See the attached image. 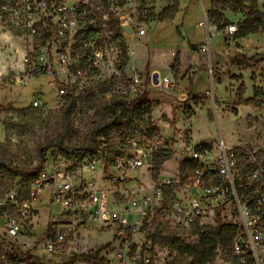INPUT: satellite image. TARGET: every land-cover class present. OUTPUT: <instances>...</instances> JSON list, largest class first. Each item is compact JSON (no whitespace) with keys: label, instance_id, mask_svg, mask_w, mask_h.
Masks as SVG:
<instances>
[{"label":"rangeland","instance_id":"374dc122","mask_svg":"<svg viewBox=\"0 0 264 264\" xmlns=\"http://www.w3.org/2000/svg\"><path fill=\"white\" fill-rule=\"evenodd\" d=\"M256 1L258 9L264 12V0ZM210 3L211 0H198L196 4H192L191 0H118L113 15L130 16L136 27L145 28L147 31L142 37H127L129 46L135 50L129 64L135 67L160 68L159 70L167 75L169 70L166 67L176 59L179 68L178 79L181 83L183 75L190 76L197 66L190 65L183 71L181 55L175 48L181 47L187 54L191 53L186 57V62L194 61L195 57L196 60L205 58L204 66L208 64L205 61L207 52L193 50L192 47L199 42L208 44L209 33L215 45L220 43L225 49L237 46L240 48L241 43L232 38V45H228L226 28L218 29L219 33L208 31L204 10L209 8ZM99 5V0L92 1L93 8L96 9ZM248 6H251V3H248ZM248 12L246 10L236 13L226 10L224 20L237 25ZM207 20L209 26L214 24L208 15ZM248 40L250 44L259 47L257 51L253 50L249 57L264 55V29L251 33ZM40 45L39 38L33 48L25 33L0 28L1 164L7 160H16L22 168L31 170L43 163V178L49 179L51 176L57 184L61 182V175L70 173L74 184L87 181L89 190H107L109 197L114 201L115 210L129 213L133 208L129 207L130 200L126 196H133L137 191H142V196L153 197L151 180L156 178L155 173L174 169L177 162L183 160L182 146L186 144L208 145L214 155L220 154V147L224 142L235 148L246 147L252 152L257 150V155L264 159V61L256 67L242 68L228 67L226 61L221 60L213 66V89V74L207 71L209 67H198L193 78V93L204 95L211 89V92L217 91L216 96L206 94L197 97L190 94L177 105L153 104L152 122L166 140L171 154L166 156L165 152L159 153L153 174L144 168L124 170L121 171L119 182L115 163L116 149L121 140L112 134L115 127L112 125L107 129L110 137L103 152L90 146L94 143L93 129L112 121L108 89L103 83L97 84L96 88H74L70 85L69 95L60 100L56 97L57 80L51 74V68L48 67L45 72L40 73L28 72L29 64L46 60V53ZM240 50L241 48L237 52L235 49L234 52L246 54ZM216 53L222 56V52L217 50L213 53L214 56ZM107 72L105 74H110L109 70ZM180 85L178 91L183 89ZM257 89L260 90V96L255 103L236 104L239 98H253ZM155 96L160 100L171 101L165 94ZM66 106H70V120L65 117ZM190 112L192 122L189 126L184 122V118ZM78 124L84 127V133L77 128ZM61 138H64L65 145L71 149V157L67 159L59 148H52L42 159L40 148ZM93 156L105 157L110 164L104 169L99 165L96 170H92L89 163ZM248 160L249 158L244 159L241 165L244 166ZM8 185L0 181V198L5 197ZM19 185L24 190L28 187L27 182ZM117 185L118 190L115 189ZM184 192L183 187L166 188L163 190V200L154 198L156 205L152 204L153 209L145 221L147 238L151 242L149 247H134L135 237L126 235L118 224L111 223L100 227L92 222L83 223L81 215L77 212L59 215L60 206L51 205L47 190L42 194L41 212L36 218L34 233L41 238L47 226L56 224L63 232L68 233L67 241L71 255L75 257L99 251L100 256L109 264H119L120 259L134 264L137 260L134 256L136 250L151 256L152 264H191L192 258L180 255L168 244V240L175 236L184 238L191 244L198 243L195 233V226L198 224L179 222L176 218V202L180 201L182 206L189 203L190 196H185ZM162 201L165 206L163 210ZM167 201L168 206L165 204ZM235 208V204L229 201L226 207L211 209L205 219L206 224L199 225L206 229L214 228L219 218L225 223L235 222L238 220ZM144 239L143 235L141 240ZM73 264L87 263L74 258ZM215 264H234L232 254L219 248Z\"/></svg>","mask_w":264,"mask_h":264},{"label":"built area","instance_id":"2783aa9c","mask_svg":"<svg viewBox=\"0 0 264 264\" xmlns=\"http://www.w3.org/2000/svg\"><path fill=\"white\" fill-rule=\"evenodd\" d=\"M92 1L0 0V28L25 33L33 48L37 39L41 40L46 60L29 64L28 72L40 73L51 68L57 80L56 97L60 100L69 95L70 85L96 88L99 83L104 84L111 98L122 101H132L141 94H146L149 100L156 94L176 99L174 92L179 87L176 59L166 67L167 75L159 68L131 66L129 61L135 50L129 46L127 37H142L147 34L146 29L136 27L130 16L113 15L118 0H99L96 9ZM124 26L132 31L128 32ZM236 31V24L226 27L228 38ZM200 50L207 52L209 49L203 45ZM208 67L213 74V66ZM107 70L110 74H105ZM208 95L214 97L215 93L209 90ZM184 122L191 125V112ZM113 127L112 134L121 140L115 163L119 182L124 170L144 168L153 174L159 153L170 149L156 130L151 114L143 113L130 121L123 119L120 125ZM77 128L85 132L80 124ZM109 137H98V151L105 150ZM220 149V154L212 155L208 145L182 146L183 160L172 170L155 173L156 178L151 180L153 197L142 196V191L126 196L130 200L129 207L133 208L129 213L138 215L134 220L129 219L128 212L115 210L107 190H89L87 181L76 185L70 173L61 175V182L57 184L51 176L44 179L42 172L35 178L20 173L35 170L38 165L26 170L16 160L3 162L0 181L8 183L9 189L5 197L0 198V264H73L75 257L70 254L68 233L62 228L51 224L41 238L34 233L42 194L46 190L51 205L60 206L59 215L77 212L83 223L92 222L100 227L118 224L126 235L135 237L133 246L139 247L151 243L145 221L153 209L152 204L156 205L154 198L163 200V190L174 187H183L184 195L190 196L188 205L176 202L179 222L205 225L209 210L233 202L238 220L227 223L238 225L232 244L234 264H264V159L257 155V150L252 152L246 147L235 148L223 142ZM247 158L249 160L242 166ZM89 164L92 170L99 165L104 169L110 161L93 156ZM22 182L28 183L25 190L19 185ZM118 188L117 185L115 189ZM162 204L163 210L164 202ZM165 204L168 206V201ZM134 253L137 259L134 264H152L148 254L139 250ZM120 263L128 264L124 259H120Z\"/></svg>","mask_w":264,"mask_h":264},{"label":"trees","instance_id":"16d2710c","mask_svg":"<svg viewBox=\"0 0 264 264\" xmlns=\"http://www.w3.org/2000/svg\"><path fill=\"white\" fill-rule=\"evenodd\" d=\"M197 1L198 0H191V3L196 4ZM248 3H251V6H248ZM226 10H232L236 13L246 10L249 11L246 17L237 23V31L234 34L235 37H246L251 33H256L264 29V12L258 9L256 0H212V7L206 9V12L209 20L212 21L219 30H224L229 25V23L224 20V11ZM263 61L264 55L262 54L249 57L246 54L238 53L230 60L227 66L251 68L258 66ZM259 96L260 90L257 89L253 98H239L236 104L251 105L258 100ZM65 109H67L65 117L67 120H70V106H66ZM109 110L113 113L111 115L112 119L116 114H120L123 119L130 121L133 117H139L143 113H150L152 115L153 105L146 97V94H141L132 101H122L111 98ZM111 127L112 125L110 122L105 125L96 126L93 129L94 143L90 146L98 149V137L109 135L107 129ZM52 148H59L63 156L67 159L72 155L71 149L65 145L64 138H61L57 141H50L42 146L40 148L41 158L44 159L47 151ZM164 152L166 156L171 154V150H163V153ZM184 164H186V162H184ZM43 167V163H39L35 170L20 173L24 177L35 178L42 172ZM195 233L198 236L197 244H191L184 238L178 236L170 238L168 244L180 255L192 258L191 264H215L219 248H223L225 251L232 254V244L238 233V225L234 223H224L219 218L214 228L206 229L203 226L196 225ZM75 259L82 260L87 264H109L100 256L99 251L75 255Z\"/></svg>","mask_w":264,"mask_h":264},{"label":"crops","instance_id":"0c3cea01","mask_svg":"<svg viewBox=\"0 0 264 264\" xmlns=\"http://www.w3.org/2000/svg\"><path fill=\"white\" fill-rule=\"evenodd\" d=\"M210 7H212V0H211V3H210V5H209V8ZM204 12H206V10H204ZM207 13V12H206ZM199 25H201V22H199L198 23ZM207 27H208V31L210 32V30L211 31H213L214 33L215 32H217V33H219V30H218V28L216 27V25H214V24H212L211 26H209L208 25V22H207ZM249 35H251V34H249ZM249 35L248 36H246V37H235V36H232V40H238L239 42L238 43H241V50L240 51H242V52H245L248 56H251V52L254 50V52L255 51H257L256 49L258 48L259 49V47H256L255 45H253V44H250V42H249V40H248V37H249ZM134 40V39H133ZM136 41V40H135ZM237 43V44H238ZM230 44H231V40H230V38H228V45L230 46ZM203 45H207L208 46V51H207V54H206V62L208 63V64H205V66L207 65V68H208V66L209 65H212V66H214V64H217L218 62H220L221 60H225L226 61V63L228 64L229 62H230V60L234 57V55H236V53L239 51V46H237V47H235V48H233L232 49V47H228V48H224L223 47V45H221L220 43L219 44H214L213 43V39L212 38H210V33H209V37H208V44H205V43H197V45H195V46H193L192 48H193V50H200V48H201V46H203ZM232 45V44H231ZM249 47H251V48H249ZM175 49H177V51H178V53L181 55V58H182V67H183V71H185L186 69H184V68H188V67H190V65L191 66H197L196 68H195V70H193V72L190 74V76H185V75H183V79L181 80V83H180V80H178L179 81V85L180 86H182V88L183 89H180L179 91L177 90V91H175L174 93L176 94V99H174L175 97H168V98H170V100L171 101H168V100H160L159 98H157L156 96H154V98H153V100H150L151 102H152V105L153 104H158V105H160V106H162L163 104H167V105H177L179 102H181L183 99H185V98H188L189 96H190V94H192V95H194V96H197V97H203V96H205L206 94H204V95H202V94H198V95H195L194 93H193V78H194V76H195V72L197 71V68L199 67V68H201V67H205L204 66V64H203V60L205 59V58H202V60H196V57L194 58V61L192 60V61H190V62H186V57L189 55V54H191L190 52L187 54V52L186 51H184L181 47H177V48H175ZM235 49H236V51L237 52H234L235 51ZM215 50H217V51H220V52H222V56L220 57V56H218V53H216L217 55L216 56H214V52H215ZM247 51V52H246ZM198 53V52H197ZM253 53V52H252ZM199 54V53H198ZM238 54V53H237ZM250 54V55H249ZM201 55V54H200ZM233 55V56H232ZM196 56V55H195ZM229 56H232V58L229 60L228 59V57ZM135 60V59H134ZM228 60V61H227ZM202 63V64H201ZM226 64V65H227ZM145 67V66H144ZM207 68H204V69H206L207 70ZM160 69V68H159ZM208 72H209V68H208V70H207ZM211 84H212V88L211 89H213L214 88V81H215V75L213 74L212 76H211ZM210 89V90H211ZM207 91H209V89L207 90ZM214 92H215V96H216V94H217V91H215L214 90ZM153 111H154V108H153Z\"/></svg>","mask_w":264,"mask_h":264},{"label":"water","instance_id":"95a60500","mask_svg":"<svg viewBox=\"0 0 264 264\" xmlns=\"http://www.w3.org/2000/svg\"><path fill=\"white\" fill-rule=\"evenodd\" d=\"M205 13V18H206V24H207V22H208V20H207V14H206V12H204ZM124 28L128 31V32H131L132 30H131V28L129 27V26H124ZM157 75H155V77H156ZM122 116L120 115V114H116L115 115V117L113 118V120H112V124L113 125H120L121 123H122Z\"/></svg>","mask_w":264,"mask_h":264},{"label":"bare ground","instance_id":"6f19581e","mask_svg":"<svg viewBox=\"0 0 264 264\" xmlns=\"http://www.w3.org/2000/svg\"><path fill=\"white\" fill-rule=\"evenodd\" d=\"M128 217H129L130 220H134V219H136L138 217V215L135 214V213H129Z\"/></svg>","mask_w":264,"mask_h":264}]
</instances>
